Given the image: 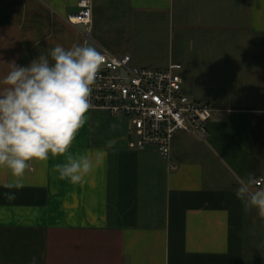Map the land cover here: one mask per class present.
Returning <instances> with one entry per match:
<instances>
[{"label": "crops", "instance_id": "obj_1", "mask_svg": "<svg viewBox=\"0 0 264 264\" xmlns=\"http://www.w3.org/2000/svg\"><path fill=\"white\" fill-rule=\"evenodd\" d=\"M79 1L0 0V78L11 62L86 43V25L68 20ZM91 4V36L109 52L179 65L185 93L215 107L208 138L179 131L164 157L129 147L126 117L90 110L70 148L96 161L85 183L59 179L64 158H50L8 200L0 168V264H264V218L235 196L237 176L264 177V0Z\"/></svg>", "mask_w": 264, "mask_h": 264}, {"label": "clouds", "instance_id": "obj_2", "mask_svg": "<svg viewBox=\"0 0 264 264\" xmlns=\"http://www.w3.org/2000/svg\"><path fill=\"white\" fill-rule=\"evenodd\" d=\"M106 59V53L91 44L73 43L69 48L57 44L27 66L9 63V71L0 78V168L12 177L3 185L9 190L6 199H16L11 190L24 187L22 179L33 162L46 164L50 158H64L54 165L59 179L86 182L96 161L70 148L89 123L93 86ZM115 143L108 140L106 147L114 149ZM235 180V196L245 214L255 209L264 218V177L249 172ZM28 264H37L36 257Z\"/></svg>", "mask_w": 264, "mask_h": 264}, {"label": "built area", "instance_id": "obj_3", "mask_svg": "<svg viewBox=\"0 0 264 264\" xmlns=\"http://www.w3.org/2000/svg\"><path fill=\"white\" fill-rule=\"evenodd\" d=\"M91 6V0H80V10L68 20L86 25L85 42L106 53V63L93 86L92 109L126 117L130 133L136 136L129 143L132 149L155 146L161 155L170 157L172 141L182 130L206 141L215 107L185 93L179 65L138 67L130 54L115 55L101 46L91 36Z\"/></svg>", "mask_w": 264, "mask_h": 264}]
</instances>
